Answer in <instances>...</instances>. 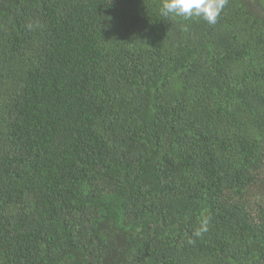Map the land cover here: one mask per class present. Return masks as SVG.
<instances>
[{
	"label": "trees",
	"instance_id": "1",
	"mask_svg": "<svg viewBox=\"0 0 264 264\" xmlns=\"http://www.w3.org/2000/svg\"><path fill=\"white\" fill-rule=\"evenodd\" d=\"M161 4L0 0V264H264V0Z\"/></svg>",
	"mask_w": 264,
	"mask_h": 264
},
{
	"label": "clouds",
	"instance_id": "2",
	"mask_svg": "<svg viewBox=\"0 0 264 264\" xmlns=\"http://www.w3.org/2000/svg\"><path fill=\"white\" fill-rule=\"evenodd\" d=\"M226 2L227 0H162L160 12L165 17L199 18L210 25H214ZM208 223L207 218L203 219L194 235L200 236L203 232H206ZM192 242L189 241V243Z\"/></svg>",
	"mask_w": 264,
	"mask_h": 264
}]
</instances>
